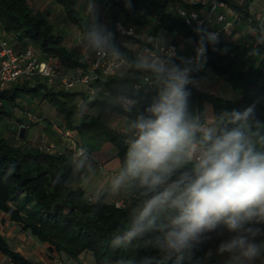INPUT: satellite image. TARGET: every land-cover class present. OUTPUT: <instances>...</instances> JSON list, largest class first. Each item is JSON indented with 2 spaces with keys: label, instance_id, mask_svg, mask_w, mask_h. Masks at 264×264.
I'll return each instance as SVG.
<instances>
[{
  "label": "clouds",
  "instance_id": "9594fccd",
  "mask_svg": "<svg viewBox=\"0 0 264 264\" xmlns=\"http://www.w3.org/2000/svg\"><path fill=\"white\" fill-rule=\"evenodd\" d=\"M124 2L132 8V0ZM116 31L135 34L119 25ZM116 31L102 20L96 0H88L82 49L133 73L114 81L101 99L119 114L116 131L125 150L118 171L89 205L99 212L109 196L121 195L134 202L112 233V247L140 245L157 252L158 264H185L215 234V255L225 264L264 260V123L255 105L217 113L191 103L193 74L204 68L208 45L217 44L219 34L195 28L194 57H178L174 47L151 37L153 46L130 58ZM253 38L257 47L249 55L256 56L264 45V22ZM76 155L77 170L87 165L94 171V153L78 147ZM212 255L209 249L205 258Z\"/></svg>",
  "mask_w": 264,
  "mask_h": 264
},
{
  "label": "trees",
  "instance_id": "16d2710c",
  "mask_svg": "<svg viewBox=\"0 0 264 264\" xmlns=\"http://www.w3.org/2000/svg\"><path fill=\"white\" fill-rule=\"evenodd\" d=\"M53 1L64 9L68 21L78 26L83 35L86 19L78 7V0ZM175 1L132 0L131 9L125 7L124 0H96V4L110 11L118 9L121 15L135 23L148 26L151 33L164 31L198 42L197 33L182 17L172 12L171 5ZM224 1L230 3L238 15L235 25L251 19L250 23L258 29L261 21L251 12V4L256 0ZM112 30L116 31L115 28ZM0 31L13 34L23 44L32 40L43 52L58 56L66 69L80 73L90 69V64L79 59L75 51L65 44L62 35L54 32L53 24L35 12L29 0H0ZM121 37L136 38L116 31L117 43L127 50L130 58L135 57L136 54L125 46ZM206 65L219 76L227 77L235 89H241V93L234 100L223 99L216 93L207 95L191 85L193 108L199 109L195 102L197 97L210 99L217 113L225 109L242 111L255 105L256 117L264 123V59L259 66L241 70L237 68L236 59L231 57L230 43L222 39L215 45H208ZM203 74L204 70L194 73V80H199ZM131 78L133 73L130 69L124 77L103 74L97 78L95 85L107 90L114 81ZM31 80L20 79L8 87V84L5 88L0 87V210L19 224L23 231L31 233L38 241L47 243L59 256L66 254L79 260L82 254L91 252L96 264H118L122 259L131 261L132 264H144L145 257L152 258L151 264H158L160 257L155 250L135 244L128 248H113L111 245L112 233L124 223L133 204L122 208L106 200L99 212H94L95 206H90V201L84 197L85 189L69 185L72 166L66 153L46 151L37 142L35 145L23 143L28 129L26 137L20 138V128L26 125L20 118L18 141L3 136L2 122L7 117H14L16 108L23 105L19 99L27 95L43 96L57 109L66 127L72 130L81 129L83 123L77 121V104L73 102L78 95H83L89 104H105L102 100L89 101L84 91L55 90L48 85L47 79H36L33 80L34 83ZM111 111L117 112L115 109ZM84 124L95 126L98 139L91 141L90 135L85 138L81 134L80 144L93 152L100 149L103 142L109 141L118 148L122 162L125 149L118 132L105 122L84 121ZM80 132L83 133L82 130ZM218 242L213 234V239L201 247L196 258L185 264H225L224 257L215 255ZM209 249H212L213 255L205 258ZM0 251L13 264H42L14 249L1 230ZM257 264H264V260L257 261Z\"/></svg>",
  "mask_w": 264,
  "mask_h": 264
},
{
  "label": "rangeland",
  "instance_id": "374dc122",
  "mask_svg": "<svg viewBox=\"0 0 264 264\" xmlns=\"http://www.w3.org/2000/svg\"><path fill=\"white\" fill-rule=\"evenodd\" d=\"M239 2L243 0H237ZM31 6L37 12L38 14L46 17L49 22L53 24L54 32L57 34L62 35L63 41L65 44L70 47L75 53L79 56V59L84 60V54L86 53L80 44L82 34L78 26L72 24L70 21H68L66 17V13L62 7L55 4L53 0H29ZM87 6H88V0H78V7L81 11V13L84 15L85 19H87ZM98 9L101 13V18L104 22L108 24L109 27L114 29V18L120 15V11L118 9H113L112 11L106 10L100 6H98ZM263 7H264V0H256L251 4V12L256 15H263ZM258 18V17H257ZM259 19V18H258ZM261 22H264V20L259 19ZM251 19H248L245 23L240 22L235 25L234 30L225 36L223 40L230 43L231 45V57L233 59H236L237 61V68L241 70H249L255 65L259 66V63L262 59H264V47L262 45L259 46L260 54L256 56L249 55L250 51L257 47L256 42L253 38L254 34L257 32V28L253 26L250 23ZM148 29V26H144L139 30L140 36L145 35L146 31ZM164 32V31H162ZM123 39V43L125 46H127L128 49H130L133 53H135V50L137 48L135 44L134 39H127L125 37H121ZM29 46H33L37 48L38 50H41L36 44L29 40L27 42ZM193 44L192 40H186L182 44V50H187L191 45ZM185 51H182L181 56H183ZM136 54V53H135ZM205 71V74L202 75V77L199 80H195L194 86L198 88L201 92L206 93L207 95L216 93L219 96H222L223 99H231L234 100L238 96H240L241 89H235L232 85V83L227 79V77L219 76L215 73V71L208 65L205 64L204 68L202 69ZM129 73V69L126 67H122L121 69L117 70L110 76H116V77H124ZM28 80H31L29 78H25ZM24 79V80H25ZM42 80L45 79L39 76H35L31 81L34 83L33 80ZM48 82V80H47ZM48 85L50 87H53L55 90H59L57 86H53L48 82ZM9 84L7 85V87ZM1 88H5L6 85L0 84ZM84 92H86L88 96L89 101L94 100H101L103 93L105 90H103L100 86L97 87V93L95 96L90 95L88 90L84 87H81ZM20 102H23V105L20 107H17L15 110V115L13 118L7 117L1 125V129L3 131V136L15 139L14 141H18V127L21 123L20 119H23L26 122V125L28 127V133L25 144L28 145H35L36 142V133H37V126L34 123V120L37 119V121H41L44 119V115H47L46 113L47 108H42L41 104L44 100H46L43 96H31L27 95L25 98H20ZM77 104V121L81 124V129H71V136L74 140L81 143L82 138L81 134L84 135L86 138V135H90L91 141H96L98 139V134L96 133V130L94 129L95 126H90L84 124V121H90L95 123V121H99V123H106L108 126L112 127L116 130L118 125V113L112 112L109 110L105 104L102 102L99 103H92L89 104L86 98H84L83 95H78L77 98L73 101ZM195 102L198 103L199 109H202L204 107H209L212 111L216 112L215 105L210 99L205 98H195ZM45 107L52 108V104H50L48 101L45 103ZM43 110V111H42ZM57 110V109H56ZM28 113L34 114L36 118H30L28 116ZM57 121L55 122L54 128L57 127V131L59 134L64 136V129H69L66 127V124L64 123L63 119L58 115L57 111ZM33 121V122H32ZM42 123H45V126L51 125L50 122H48V119H44ZM97 123V122H96ZM65 125V126H64ZM82 130V132L80 131ZM39 131V130H38ZM58 134V133H57ZM58 134V135H59ZM41 138L43 137L44 133H40ZM35 136V138H34ZM39 136V135H38ZM46 137H50V135H45ZM50 139V138H49ZM67 138H65L66 141ZM51 140V139H50ZM68 140V139H67ZM22 142V140H20ZM55 142V141H53ZM109 141H105L100 146V149ZM38 143V142H37ZM56 143V142H55ZM39 144V143H38ZM57 144V143H56ZM69 144V141L66 142V145ZM109 150L106 152L104 149L100 152L101 160H107L105 161V165L102 171H100V164L102 162L96 163L92 165L95 175H98L101 179H99L101 182L99 183L100 186H96L95 190L99 189L101 187L102 182L105 183L110 180V177L112 178L115 173L118 171V168L121 163V158L118 155V148L111 142H109ZM70 146H73L72 142L69 144V149L65 153L68 155V157L71 160V166L72 171H75V174L79 171H77V163L79 158H74L73 150ZM104 148V147H103ZM99 150V149H98ZM55 151L59 152L58 146ZM103 153V154H102ZM99 172V173H98ZM72 176V175H71ZM105 177V178H104ZM71 181V177L69 180V184ZM89 183V182H88ZM87 183V185H88ZM86 188V187H85ZM84 188V189H85ZM88 190H85L84 197L87 198L90 192H87ZM134 202L129 200L128 206H131ZM0 230L5 234L10 242V244L13 246L14 249L22 252L27 257L34 259L36 261H39L42 264H58V259H67L69 258L68 255L63 254L59 256L57 253L53 252L49 245L47 243H42L38 241V239L33 236L31 233L23 231L22 227L17 224L16 222L12 221L7 215L0 212ZM0 264H13L8 257L0 258ZM78 264H96L93 254L91 252H86L82 254L80 259L78 260Z\"/></svg>",
  "mask_w": 264,
  "mask_h": 264
},
{
  "label": "built area",
  "instance_id": "2783aa9c",
  "mask_svg": "<svg viewBox=\"0 0 264 264\" xmlns=\"http://www.w3.org/2000/svg\"><path fill=\"white\" fill-rule=\"evenodd\" d=\"M172 12L184 19L187 25L193 30L198 26L204 27L209 31L219 34V40L225 38L235 28L236 18L238 17L235 9L230 3L224 0H176L171 5ZM259 19L264 20L263 15H257ZM114 27L122 26L124 30H132L135 44L137 46L135 53L137 54L143 48L152 47L151 37H159L166 42L169 47H174L178 57L181 56L182 51H185L183 57H194L197 42L186 50H182L184 41L191 38H186L179 34H170L166 32V37L151 33L148 29L145 35H138L139 30L144 26L135 23L124 15H118L114 18ZM119 32V31H117ZM120 33V32H119ZM121 34V33H120ZM207 55V53H206ZM84 59L90 64V69L84 73L71 71L66 69L61 59L53 54L38 50L28 44H23L13 34L0 31V84L7 85L14 83L20 79H32L39 76L48 80V82L60 88L59 90H76L84 87L88 90L90 95L97 93V86L95 82L101 75L113 74L123 66L119 64H112L104 58L89 56L84 54ZM30 118H36L34 114L28 113ZM27 126V125H26ZM64 136L72 142L70 146L73 150L74 158H79L76 155L78 147H83L78 141L71 136V129H64ZM68 144V147H69ZM39 147L49 152H54L57 149V144L43 135L40 139ZM101 171L104 169V164H100ZM92 194L86 198L90 201ZM117 207L125 208L128 206L129 199L124 196L118 197L113 201ZM58 264H78V259L69 257L67 259H58Z\"/></svg>",
  "mask_w": 264,
  "mask_h": 264
},
{
  "label": "crops",
  "instance_id": "0c3cea01",
  "mask_svg": "<svg viewBox=\"0 0 264 264\" xmlns=\"http://www.w3.org/2000/svg\"><path fill=\"white\" fill-rule=\"evenodd\" d=\"M159 35L163 36V37H166V32H161ZM85 62H88L84 59ZM72 71V70H71ZM74 91H83L82 88H77L76 90ZM47 100H44L43 103L41 104V107L42 108H47V115H44V119H48V122L51 123V125L49 124V126H45L44 124L45 123H42L44 121L41 120V121H37L34 120V123H36L35 125L37 126L36 128L39 130H37V133H36V140L35 142H40V139H41V135L40 133H44V135H50V139L52 141H55L57 143V146H58V149H59V152H62V153H65V151L67 152L69 147L68 145H66V142H68L67 140L65 141V136H62L61 134H59V132L57 131V127L54 128L55 126V122L57 121V110L54 106H52V108H48V107H45V103H46ZM43 111V110H42ZM33 122V121H32ZM59 135H58V134ZM39 135V136H38ZM34 136V138H35ZM109 142L106 143L101 149L99 150H96V151H93V152H89V153H94L95 154V158H92L90 156V159H89V163L91 165H94L96 163H99L100 161L105 165V161L107 160H101L100 157H101V154L100 152L104 149V151H108L109 150ZM103 154V153H102ZM76 159V158H75ZM105 169V168H104ZM79 171V173L77 172V174H75V171L73 170L72 171V176H71V181H70V184L72 187H83L85 188V190H88L87 192H90L91 194L93 193H96V192H99V191H103L107 185H108V182L111 180V177H110V180L108 182H102L101 184V187L97 190H95V188H97L99 185V183L101 182L99 179H101L99 177V174L98 175H95L93 172H90L87 170V165L85 166L84 169H81V170H77ZM101 171V170H100ZM105 178V177H104ZM89 182V183H88ZM88 183V185H87ZM97 186V187H96ZM123 196V195H121ZM121 196H109L107 201L109 202H113L115 199H117L118 197H121ZM0 212H2L0 210ZM3 214H5L4 212H2ZM6 215V214H5ZM8 216V215H7ZM9 217V216H8ZM82 256V255H81ZM6 257L1 251H0V258H3ZM9 259V258H8Z\"/></svg>",
  "mask_w": 264,
  "mask_h": 264
},
{
  "label": "water",
  "instance_id": "95a60500",
  "mask_svg": "<svg viewBox=\"0 0 264 264\" xmlns=\"http://www.w3.org/2000/svg\"><path fill=\"white\" fill-rule=\"evenodd\" d=\"M27 129H28V127L26 125L21 126L20 132H19V137L20 138L23 139V138L26 137Z\"/></svg>",
  "mask_w": 264,
  "mask_h": 264
}]
</instances>
